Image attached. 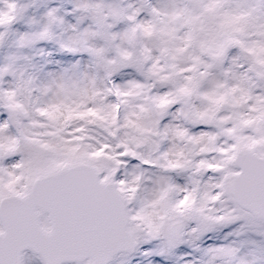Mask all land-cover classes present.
Returning a JSON list of instances; mask_svg holds the SVG:
<instances>
[{"label": "snow or ice", "instance_id": "snow-or-ice-1", "mask_svg": "<svg viewBox=\"0 0 264 264\" xmlns=\"http://www.w3.org/2000/svg\"><path fill=\"white\" fill-rule=\"evenodd\" d=\"M0 264H264V0H0Z\"/></svg>", "mask_w": 264, "mask_h": 264}]
</instances>
